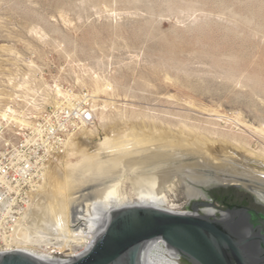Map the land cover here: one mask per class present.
<instances>
[{
  "label": "rangeland",
  "instance_id": "1",
  "mask_svg": "<svg viewBox=\"0 0 264 264\" xmlns=\"http://www.w3.org/2000/svg\"><path fill=\"white\" fill-rule=\"evenodd\" d=\"M38 69L45 70L51 83L92 93L96 122L77 132L70 146L80 141L83 131L91 130L84 151L101 152L104 139L118 135L117 127L137 122L142 130V138L125 137L124 148L116 149L134 157L135 163L93 175V181L76 184L74 191L61 190L64 196L76 197L69 205L72 232L83 226L78 202L95 196L98 189L113 183L121 201L138 200L133 184L137 176L159 178L171 172L156 190L177 211L190 212L195 201H204L202 196L190 197L198 193L193 182L186 181L187 172L201 176L224 172L203 166L200 154L183 150L161 162H138L161 149L157 145L162 140L171 141L178 129H192L195 141L190 147L205 149L210 159L214 157L211 162L218 163L227 151L245 145L252 149L229 155L239 159L250 149L264 158V0H0V113H6L20 84L35 77ZM70 146L48 173L64 174L68 162L81 158L80 153L70 154ZM113 155L114 149L101 156ZM51 178L48 186L44 181L46 188L42 184L38 189L43 194L35 201L46 191L47 197L56 195L57 180ZM238 184L254 194L264 193V183L258 180L250 187ZM189 187L196 193H189ZM207 208L199 206L198 212L218 214L216 205L212 212ZM41 242L35 247L48 250ZM52 245L59 260L85 246Z\"/></svg>",
  "mask_w": 264,
  "mask_h": 264
},
{
  "label": "bare ground",
  "instance_id": "2",
  "mask_svg": "<svg viewBox=\"0 0 264 264\" xmlns=\"http://www.w3.org/2000/svg\"><path fill=\"white\" fill-rule=\"evenodd\" d=\"M105 84L106 83H104V85ZM107 87H109V86H107ZM97 90H99V89H97ZM97 92L98 91H96L95 94ZM118 114H119V112H118ZM0 116H5V114L0 113ZM150 121H151V119H150ZM160 121H162V120H160ZM135 123H137V122H135ZM135 123L134 124L132 123L133 124L132 126L125 127L124 129H123V125H121L119 128L117 127V130H118L117 134L119 136L115 135V137H113V136L110 138L106 137L104 139L103 143H101V145L98 148L101 152H93V151H86V150L84 151V149L86 148V138L88 136L92 135V131L91 130L83 131V133L80 137V141H78V139H77V141H74L70 146V147H72V151H70V154L80 153L81 158L74 163L71 161L68 162L67 170L64 168L66 170L65 173L63 171L64 169L62 170L64 174H61L59 171H55V172L52 171L53 174L47 172L48 176L46 175V178H45V184L46 185L49 184L48 183L49 181H51V179H52L51 176H54V178L57 180L56 195L55 196L53 195V197H47L48 196L47 192H49V191H46V193L44 194V196L40 200L35 201L33 199V202H32L30 209L28 210V212L26 213V215L24 216V218L22 219V221L19 224V230H18V235H17V247L12 251H18V252L19 251H25V252L29 253L30 255L54 259V260H59V258L54 255V253L57 252V249H56L57 247L53 246L52 244L55 245L56 243H58L61 247H64V246L67 247L69 242L84 243L85 246L82 249V251H79V252L77 251L78 253H76V254L72 253V255L69 259L59 260V261H70V260L74 259L75 257L86 253L93 246L97 237L106 228L110 214L118 208H121L124 206H129V205H145V206H153V207H157V208H161V209H165V210H169V211H173V212H180V211H177L174 208L170 207L169 203L167 202V199L165 198L166 196L164 194L158 193L156 190L159 182H164V180H168V176L171 175V172H167L166 173L167 176L159 177V178L158 177L157 178L151 177V176H137L133 179V184H134V187L136 189V195L140 200L138 199L136 201H121L118 198V195L115 191L116 185L113 183H111L112 185H109V186L107 185L104 188L101 187L102 189H98L97 191L95 190L96 191L95 196L91 197L90 199H87L86 201H84L82 203H81V201L78 202V204L80 206V213H81L82 217L84 215V212L86 213L85 215H86L87 221H86L85 225L80 226V228L78 227L79 228L78 231H76V232L71 231V229H70L69 205L72 201H75L76 197H72L71 193H69L68 197L64 196L63 194H61V190L64 187H66L69 191H72L74 189V188L71 189L72 187H74L78 183L82 184L81 182L87 181V179H90L93 175L98 176V174H99L102 176L103 173L109 172L108 170L110 168H113L114 166H117V165L118 166L119 165L125 166L126 164L129 165L132 162L135 163L134 157L128 156V155L124 154V152H122V151L118 152L116 150L118 147H120V149L124 148V147L121 148V146H125V141H126L125 137H129L130 139H137V138L143 137L142 133L140 132V131H142L141 127H139V129H138L136 127L137 124L135 125ZM139 125H142V124L139 123ZM160 125H162V124H160ZM145 127H147L149 129V127L147 125H145ZM183 127L187 129L189 126L187 127V125H186V127H185V125H183ZM183 127H182V130H184ZM120 128L122 130H119ZM147 128H145V129H147ZM159 128H161V127L159 126ZM175 128L177 129L178 127H175ZM111 129H112V127H111ZM156 129H158V128H156ZM156 129H154V133L157 132V131H155ZM115 130H116V128H115ZM171 130H173V129H171ZM195 130H194V132H195ZM178 131L179 132H177V133L176 132L174 133L172 131L176 135L174 136L173 139H171V141H169V139H170L169 138L168 141L162 140V143L157 145V146H160L161 149L153 150L151 156H149V157L146 156V157L142 158L141 160H139L138 162H146V161H148V162H161L165 159H169V158L177 156L179 153H182L183 150H188L190 152L200 154L201 157L203 156V163H202L203 166H207V167L211 166L214 169H217V170H220L221 172H224L221 175L219 173L218 174L216 173L213 176H209V175L208 176H201V175H198L197 173H194L193 172L194 170H193L192 172H187L186 181H188V182L191 181L193 183H197V182L211 183L214 181H219V182H228V183H237V184L242 183L246 187H250V185H251L250 183H252L255 180H258V181L264 183V160H263L264 158L261 155L255 153L254 151L251 152L250 149H252V148H250L249 146L245 145L244 148H243V146L241 148H238L237 146L241 143H239V141L236 140L237 142H235V143H238V145L236 144L237 149H235V151H229V152L227 151V153L222 158L219 156L220 161L218 163H214V161L213 162L210 161V160H213L214 157H213V159L212 158L210 159L209 156H211V155L207 156V154H205V152H204L205 149L203 150L199 147H197V148L190 147L191 143L193 141H195V138L193 137L194 133L192 132V129H191V131L190 130L189 131L188 130L181 131V129H178ZM185 131L186 132L188 131L191 134L187 135V133ZM197 131L200 132L201 130L197 129ZM152 132H153V129H152ZM110 133H112V132H110ZM192 133H193V135H192ZM201 133H203V135L205 134V132H203V131ZM196 134H198V133H196ZM163 135H161V136L163 137ZM189 135H192L191 137L194 138V139H192V141L190 140L191 137H189ZM206 135H207V133H206ZM214 135H216V134H214ZM208 136H209V134H208ZM212 136H210V137L212 138ZM206 138L209 139L207 136H206ZM209 140H212V139H209ZM213 140L211 142L215 141V143H220V142H217L216 140H214V141ZM202 142H203V140H202ZM231 144H230V146H231ZM233 144H234V142H233ZM83 145H85V146H83ZM212 145H214V144H212ZM225 145H227V144H225ZM234 146H235V144H234ZM212 147H215V146H212ZM239 147H240V145H239ZM246 147L250 148L249 149L250 153H248V154L240 153L238 155L239 159H234L231 157L232 155H229V153L230 154H236L237 153L236 150L242 151V150H240L242 148L245 151ZM113 149H114L113 157L103 158L101 156L104 152H109V151H112ZM217 150H219V149H217ZM246 150H248V149H246ZM115 151H117V152H115ZM206 152H207V149H206ZM209 152H211V151H208V154H209ZM247 152H244V153H247ZM216 153H218V152H216ZM201 157H200V159H202ZM215 158H218V157H215ZM253 164H255V165H253ZM184 169L186 171L187 168H185V166H184ZM189 169L187 171H189ZM190 171H191V169H190ZM94 176H93V178H94ZM91 180L93 181L92 178L90 179V181ZM86 183L87 182H85V184ZM43 185H42V187H43ZM45 188H46V186H45ZM44 190L45 189H43V191ZM196 191H197V193H199L198 190H196ZM196 191H195V189H193L191 187L188 188V192L191 194L196 193ZM260 192H262V191H260ZM260 192L258 193V195L257 194L256 195L258 196V198L260 200L264 201V197L261 195ZM41 193L43 194V192L38 191L35 194L34 198L39 196ZM207 209L211 212L213 211V208H211V207H208ZM180 213H184V212H180ZM71 232L74 234H70ZM39 240L44 243V246L45 245L47 246L48 250H40V249L35 247V245H37ZM54 240H55V242H54ZM59 249H61V248H59ZM180 259H181V257L179 254H177V251L175 249L171 248L163 239L155 238L154 240H152L149 243V245L147 247L146 264H182Z\"/></svg>",
  "mask_w": 264,
  "mask_h": 264
},
{
  "label": "water",
  "instance_id": "3",
  "mask_svg": "<svg viewBox=\"0 0 264 264\" xmlns=\"http://www.w3.org/2000/svg\"><path fill=\"white\" fill-rule=\"evenodd\" d=\"M206 201H195L190 212L129 205L114 210L104 231L84 254L70 261L30 255L25 251L0 253V264H146L149 243L163 239L190 264H264V212L229 205L217 218L198 212L215 207L207 190L237 183H193ZM258 200H260L257 197ZM86 213L81 218L86 223Z\"/></svg>",
  "mask_w": 264,
  "mask_h": 264
},
{
  "label": "built area",
  "instance_id": "4",
  "mask_svg": "<svg viewBox=\"0 0 264 264\" xmlns=\"http://www.w3.org/2000/svg\"><path fill=\"white\" fill-rule=\"evenodd\" d=\"M25 79L0 120V253L17 247L19 224L52 162L96 122L89 91L51 83L41 69Z\"/></svg>",
  "mask_w": 264,
  "mask_h": 264
},
{
  "label": "flooded vegetation",
  "instance_id": "5",
  "mask_svg": "<svg viewBox=\"0 0 264 264\" xmlns=\"http://www.w3.org/2000/svg\"><path fill=\"white\" fill-rule=\"evenodd\" d=\"M207 196L209 201L214 202L217 206L215 211L218 214H210L213 217L223 216L229 205L249 206L264 212V201L258 200L256 194L246 190L243 186L229 184L217 189H209L207 190Z\"/></svg>",
  "mask_w": 264,
  "mask_h": 264
},
{
  "label": "trees",
  "instance_id": "6",
  "mask_svg": "<svg viewBox=\"0 0 264 264\" xmlns=\"http://www.w3.org/2000/svg\"><path fill=\"white\" fill-rule=\"evenodd\" d=\"M187 264H190V263H187Z\"/></svg>",
  "mask_w": 264,
  "mask_h": 264
}]
</instances>
